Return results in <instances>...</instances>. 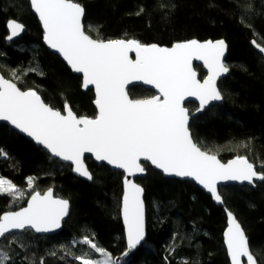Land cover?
Wrapping results in <instances>:
<instances>
[{"label":"trees","instance_id":"16d2710c","mask_svg":"<svg viewBox=\"0 0 264 264\" xmlns=\"http://www.w3.org/2000/svg\"><path fill=\"white\" fill-rule=\"evenodd\" d=\"M85 11L87 34L98 41L135 40L141 45L224 40L229 75L218 87L223 102L190 119L195 143L228 162L245 157L264 177V0H71ZM26 27L7 43V23ZM44 33L29 0H0V73L22 90L37 91L52 108L68 106L78 117L97 118L94 91H82V78L43 43ZM201 79L205 73L195 66ZM132 99L155 93L129 89ZM193 115L197 105H186ZM92 180L72 174V166L0 125V218L23 208L36 192L54 189L70 203L61 232L37 236L13 233L0 241V264H114L127 250L121 219L124 174L91 158ZM147 176L135 182L144 190L147 238L123 264H230L223 243L224 209L249 239L258 264H264V180L219 189L223 207L191 182L167 179L143 163Z\"/></svg>","mask_w":264,"mask_h":264},{"label":"water","instance_id":"95a60500","mask_svg":"<svg viewBox=\"0 0 264 264\" xmlns=\"http://www.w3.org/2000/svg\"><path fill=\"white\" fill-rule=\"evenodd\" d=\"M41 24L44 46L82 78V91H94L97 118L78 117L66 107L62 112L45 103L35 90H22L0 73V125L41 147L52 157L72 166V174L91 182L85 162L124 174L121 219L127 250L114 264H123L147 238L144 190L135 182L145 178L143 163L167 179L191 182L223 207L219 189L249 186L264 177L245 157L223 162L194 141L190 119L219 105V83L229 75L224 40H192L172 47L141 45L135 40L98 41L86 33L85 11L71 0H29ZM7 43L23 37L26 27L7 23ZM253 48L264 59V48ZM195 66L206 74L201 79ZM144 87L155 93L132 99L129 89ZM197 110L190 115L186 105ZM70 203L54 189L36 192L26 205L0 218V241L13 233L31 231L54 236L62 231ZM227 227L223 243L230 264H258L249 239L236 217L224 209Z\"/></svg>","mask_w":264,"mask_h":264},{"label":"rangeland","instance_id":"374dc122","mask_svg":"<svg viewBox=\"0 0 264 264\" xmlns=\"http://www.w3.org/2000/svg\"><path fill=\"white\" fill-rule=\"evenodd\" d=\"M103 262L106 263V264H108L107 258L104 257L103 258Z\"/></svg>","mask_w":264,"mask_h":264}]
</instances>
